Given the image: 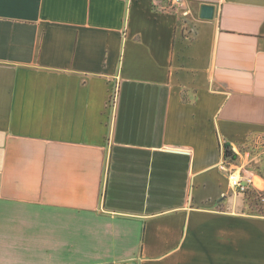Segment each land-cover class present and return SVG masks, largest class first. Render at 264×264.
Here are the masks:
<instances>
[{"label": "crops", "instance_id": "crops-1", "mask_svg": "<svg viewBox=\"0 0 264 264\" xmlns=\"http://www.w3.org/2000/svg\"><path fill=\"white\" fill-rule=\"evenodd\" d=\"M253 142L264 0H0V264H264Z\"/></svg>", "mask_w": 264, "mask_h": 264}, {"label": "rangeland", "instance_id": "rangeland-1", "mask_svg": "<svg viewBox=\"0 0 264 264\" xmlns=\"http://www.w3.org/2000/svg\"><path fill=\"white\" fill-rule=\"evenodd\" d=\"M244 148L247 153L241 152L240 149L233 150L238 156L236 163L241 167L242 174L254 176L257 186L260 187L251 188L249 191L260 192L264 196V147L253 142L247 145V148L246 146ZM237 196L245 212L264 216V206L260 203L256 194L252 192L238 193Z\"/></svg>", "mask_w": 264, "mask_h": 264}, {"label": "built area", "instance_id": "built-area-1", "mask_svg": "<svg viewBox=\"0 0 264 264\" xmlns=\"http://www.w3.org/2000/svg\"><path fill=\"white\" fill-rule=\"evenodd\" d=\"M170 1L182 4V0ZM109 102L112 103V99ZM220 167L226 172L231 188L235 193L246 194L251 188H256L255 177L242 174L241 167L236 163L233 155L227 154L225 150L220 162ZM262 200L264 201V196L262 197Z\"/></svg>", "mask_w": 264, "mask_h": 264}, {"label": "water", "instance_id": "water-1", "mask_svg": "<svg viewBox=\"0 0 264 264\" xmlns=\"http://www.w3.org/2000/svg\"><path fill=\"white\" fill-rule=\"evenodd\" d=\"M214 11H215V7L213 5H203L201 16L204 18H211L214 15Z\"/></svg>", "mask_w": 264, "mask_h": 264}, {"label": "trees", "instance_id": "trees-1", "mask_svg": "<svg viewBox=\"0 0 264 264\" xmlns=\"http://www.w3.org/2000/svg\"><path fill=\"white\" fill-rule=\"evenodd\" d=\"M225 148H226V152H227V154H232V155H234V153H233V151H232L230 145H228L227 143H225ZM250 192L256 194L258 200H259L260 203L264 206V201L262 200L263 193H260V192H259V193H255L254 191H248L247 193H250Z\"/></svg>", "mask_w": 264, "mask_h": 264}]
</instances>
